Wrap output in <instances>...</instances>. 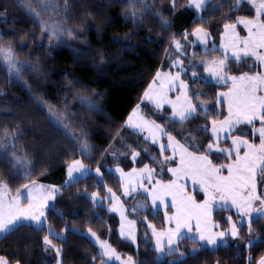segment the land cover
Wrapping results in <instances>:
<instances>
[{
    "label": "trees",
    "instance_id": "obj_1",
    "mask_svg": "<svg viewBox=\"0 0 264 264\" xmlns=\"http://www.w3.org/2000/svg\"><path fill=\"white\" fill-rule=\"evenodd\" d=\"M152 2L153 9L170 19L169 30L152 14H146L137 22L125 19L124 0H73L72 13L66 19L65 41L47 43V33L24 14L15 0H0V46H13L18 57L31 59L36 70L29 67L20 70L19 79L25 85L18 80L10 81L6 60L0 57V181L8 185L11 194L33 180L60 186L54 207L48 209L46 225L37 228L24 223L0 237V256L6 257L10 264H54L55 251H52L53 258L47 257L45 236L61 251V264H102L103 257L94 259L99 255L98 247L77 231L87 228L107 239L120 253L133 258L134 264H250V258L256 264L264 254V218H259L252 223L251 232L247 224L239 227V242L216 248L207 246L193 257L191 247L199 249L201 244L186 240V245H180L185 254L183 258L158 260L150 240L146 242L141 238L136 246L123 239L118 232V216L88 198L87 194L93 191L104 197L106 186L121 193V182L110 168L118 166L128 171L141 168L148 161L144 154L133 159L137 150L135 141L142 145L147 142L129 131L124 123L158 69L171 68L172 62L180 56L171 45L172 38H179L185 53L191 57L207 54L198 44L191 43L192 30L206 29L210 43L219 44L224 24L235 22L245 8L243 3L233 10L235 4L228 0L220 9L197 17L184 0ZM246 59L242 62L228 59L225 72L234 75L250 70L244 67ZM182 77L193 101L210 102V111L197 112L193 119L185 121L200 153L208 154L207 145L215 142L211 138L212 121L219 120L225 113L224 103L217 104L219 91H225L227 84L206 80L201 67L184 70ZM30 93L44 105L39 106ZM75 95L90 96L101 111L85 108ZM44 106L62 121L71 119L76 122L75 127L83 128L86 140L92 145L89 158L48 118ZM168 113V109L161 110L158 121L165 128L171 125L173 129L169 134L179 141L175 131L181 124L173 123ZM204 127L207 132L200 131ZM2 135L6 136L5 141ZM3 147L8 150L6 157L1 155ZM10 150L30 162L26 168L31 171V179L14 168ZM153 151L160 163V171L155 175L169 179L168 169L174 160L165 162L157 148ZM76 159L98 168L104 184L93 173L65 184L67 166ZM216 218L221 228L227 227L223 216ZM141 225L139 223L140 228ZM50 228L56 234H52ZM250 236L256 243L249 244ZM175 254L177 252L172 255Z\"/></svg>",
    "mask_w": 264,
    "mask_h": 264
},
{
    "label": "snow or ice",
    "instance_id": "obj_2",
    "mask_svg": "<svg viewBox=\"0 0 264 264\" xmlns=\"http://www.w3.org/2000/svg\"><path fill=\"white\" fill-rule=\"evenodd\" d=\"M241 2H247L255 8V17L253 19L238 18L235 23H225L224 32L225 35H230L229 46L233 49L232 56L236 62H242L244 58H255L256 61L264 64V0H236V6L233 10L238 8ZM43 10L47 11L51 6L50 0H42ZM206 4V0H189V7H194L199 10ZM175 6V4H174ZM29 12L35 16H39V12L29 8ZM166 23V22H165ZM237 25H243L247 29L248 35L246 37H240L236 32ZM47 30V29H46ZM203 29H197L193 35L200 37V33ZM208 34L204 33L206 37ZM204 40L201 39V43ZM179 43L177 42V49L179 50ZM212 50H215L214 48ZM12 50L0 48V55L9 63L10 67H15L12 61ZM227 59V57L225 58ZM180 61H176L179 64ZM175 66V65H174ZM183 70V69H182ZM225 61L220 60L218 64L214 61L212 66L206 68V71L216 78L217 82H227L228 79L232 81L231 90L227 93H219V97H223L224 102L228 105V116L224 120L217 124L216 121H212L211 135L217 140L220 139L221 133H228L229 135L240 124L252 125L253 134H258L259 144L249 142L248 139L242 138V136H234L232 139V148L223 149L215 147L214 144L209 143L207 145V153L210 154L213 150L224 153L227 157L234 159L231 163L221 164L216 166L208 158V154L196 155L194 152L188 151V148L184 144L175 139L174 136L165 132L163 128L155 124L154 121L140 120L133 123V119L130 117L127 126L134 129H139L143 132L145 125H150L149 132L151 135L152 143L156 144L157 137L153 133V129L161 136H166L168 143L161 144V153L171 148L175 154L177 151L180 154L179 167L169 168L168 171L176 178L170 181L168 184H161L157 181V188L149 192L145 189V192H149L152 196L153 204L156 201H160L166 208L169 205L165 202V197H171V207L175 209V214L172 216L166 215V220L169 223L175 222V228H169L167 232L155 231L152 225L148 227L153 229V235L156 236L155 250L160 252L163 256L164 248L167 247L168 255H172L178 250L179 244L185 239H190L193 243L203 242L199 249H193L191 256L195 257L201 250L207 249L208 245L215 246L217 244L216 235L223 237L225 235H231L238 237L239 230L236 223H231V229L229 233L219 232L214 234L211 231V227H219L218 224H213L211 227L208 225L210 219L211 205L219 198L222 202V208H228L229 206L236 209V214L239 218L241 227L245 222L251 232V225L259 218H264V198L256 195L257 176L264 177V75L256 74L249 75L243 73L240 76L225 77L222 75L226 71ZM193 80L196 79V73H192ZM160 78V73H157V79ZM167 78V77H166ZM171 81L179 80V74L170 78ZM155 84V81L153 82ZM163 88V81L161 83ZM172 87H176L174 83H170L169 90ZM179 88L182 91V98L177 97L176 101L168 100L166 95L161 97L160 101L156 102V107L159 109L162 103L170 104L173 108L172 120L173 123H180L193 119L194 113H196L197 107L207 112L203 105H193L188 97L187 90L188 85L182 81L179 84ZM151 90V86H150ZM145 97H149V92H145ZM221 100L217 99V104H220ZM179 105V107H178ZM54 116V114H51ZM136 113H133V117ZM255 121L260 122V127H255ZM55 122L59 125L60 120L57 117ZM67 129V125H63ZM202 132H207V127L200 129ZM67 134V133H66ZM149 137H145V140ZM190 147H193L196 151H200L198 145L185 138ZM88 145L85 143L81 151H86ZM241 148L244 149L241 154ZM138 153L133 154V159ZM174 157H167L165 162L172 160ZM17 164L20 163V158H16ZM14 167L16 164L13 165ZM83 165L79 160L73 161L68 167L69 181L66 183H72L76 181V177L73 176L74 172L82 173ZM224 170L227 171V175H223ZM97 169V173H99ZM120 171V169H117ZM147 171V168L142 169L141 172ZM83 174V173H82ZM131 175V174H130ZM26 179H31V171L25 173ZM190 178L193 184H198L200 191L203 192L206 197L202 203L196 201L195 196L189 195L185 191V185L179 183L182 179ZM148 179H151V172L148 173ZM58 189H45L43 185L33 182L31 187L28 184L23 185V190L18 192L15 197L10 196L9 187L7 184L0 182V234H10L20 226H24L25 221H34L38 226L42 224V218H44L43 208L46 206V202L52 198V194L57 192ZM128 189H125L127 194ZM111 194V189H109ZM95 196V194H93ZM114 197V194H111ZM27 200V207L22 206L21 200ZM259 201V206L253 205ZM230 202V205H229ZM115 210V209H113ZM256 214L255 216L253 214ZM229 222L232 221V217H228ZM193 221H195V236H189L187 233L192 232ZM181 229H187V233L182 232ZM92 233V236H95ZM167 237L165 240L164 238ZM98 239V238H97ZM44 243L52 248L55 245L48 236L44 237ZM256 243L250 241V244ZM100 249L98 259L106 257L104 264H111L113 260L121 261V264H132L131 257L128 260L122 261V258L116 255L115 250L111 248L105 241H99ZM57 256L60 254V250L56 249ZM158 257V259L162 258ZM0 264H10L9 260L0 256ZM250 264H253L250 258ZM258 264H264V257H261Z\"/></svg>",
    "mask_w": 264,
    "mask_h": 264
},
{
    "label": "rangeland",
    "instance_id": "obj_3",
    "mask_svg": "<svg viewBox=\"0 0 264 264\" xmlns=\"http://www.w3.org/2000/svg\"><path fill=\"white\" fill-rule=\"evenodd\" d=\"M214 1L215 0H206L205 6L199 10L195 9L194 7H190V8L194 10L196 16L200 17V16L204 15V12L206 10H216L217 8H219L220 6H222L224 4V0H218L220 2V3L218 2L219 3L218 7L213 8ZM243 3L244 2H241L239 4V6H241ZM245 3L248 4V6L251 8V11H253L254 13L252 16L241 15V16H238V18L253 19L255 17V8H253L252 5H250L249 3H247V2H245ZM233 4H236V0H233ZM186 5L189 7V0H186ZM129 12H130V15H132V13H134V12L138 13L139 8L138 7H134V8L131 7ZM149 12L150 13L155 12L153 10L152 6L149 7ZM245 12H247V11H245ZM143 16L144 15H142V17ZM161 20L163 21V23H162L163 27L168 29L169 22H167V20L163 17H161ZM197 29H201V28H195L193 33L196 32ZM241 29H242V31H241ZM236 32L239 34L240 37H246L248 35L247 29H245L243 25H237ZM204 33H207V32H205L203 30V32L200 33L199 38L196 35H194L195 41L201 46V48L203 50H211L214 47H216L217 44H214V43L208 44L209 34L207 33L208 35L205 37ZM230 35L231 34L226 36L225 32L223 31L222 36H221L220 49L223 50L225 57H228V55L233 51V49L229 46ZM201 39L204 40L203 43H201ZM53 42H59V41H53ZM261 51L264 52V50H261ZM0 57L4 58L2 55H0ZM231 57H233L232 53H231ZM244 59H246V58H244ZM5 62L7 65H9V63L7 61H5ZM253 62H257L259 68L256 69L253 67L250 70H244L240 73L234 74L233 76L238 77L243 73H248L249 75H256V74L264 75V64H261L260 62L256 61L255 58H251V57L247 58V60L245 61L244 67L248 68L249 63H253ZM174 67H178V64H175ZM164 70H166V69H164ZM158 73H160V78L157 79V75H156L146 90V92H149L150 98H146L145 93H144L140 103L134 107V109L129 113V115L126 119V122H125L126 127L128 129L133 130L134 132L138 133L139 129H134L132 127L127 126L130 117L133 119V123H136L140 120H143V121H154L155 124H157V122H156L157 119L155 118V117H157V115L154 114V112H156V113L161 112L162 108H169V110H170L169 116H170V118H172L173 108L170 104L162 103V106L158 109L156 107V102L160 101L161 97L165 96V95H166L167 99L171 100V101H176L177 97L182 98V96H183L182 91L179 88V84L181 81L183 83H185V81L182 80L180 73L176 72L175 70H173V71L169 70L168 72H158ZM172 74H173V77H175V76H177V74H179V80L174 81L173 83L176 85V87H172L171 90H169V87H170L169 75L171 76ZM206 76H208L211 79H215V77L211 76L209 73ZM154 81H155V84H153ZM162 81H163V88L161 87ZM226 83L228 84L227 92H229L231 90V87H232V81L229 80ZM150 86H151V90H150ZM187 94H188V90H187ZM188 97L190 98L191 103L193 105L198 106V101H195V104H194L191 96L188 95ZM219 99L225 105V113L221 116V118L219 120L216 121L217 124H219L220 121L224 120L228 116V105L226 102H224L225 98L219 97ZM145 105H146V107L151 108V110H152L151 115H145L142 112V110H144ZM178 107H179V105H178ZM198 109H201V108L197 107L196 113L198 112ZM134 112L136 113L135 117H133ZM196 113H194V115ZM254 123H255L256 128H259L261 126L259 121H255ZM149 127H150V125H145L144 131L140 132V134L143 135L144 138L149 137V139H147V141H149L153 146L157 147L161 152L160 145L161 144L166 145L168 143L167 137L161 136L158 132L155 131V129H153L152 131L155 134V136L157 137V141H158L156 144H153L152 139H151V135L149 132ZM185 129H187V127ZM250 129L252 131V133H250L251 136L257 137L258 140L254 141L251 139V140H249V142L250 143L254 142L258 145L259 144V137H258V134H255V135L253 134V126L252 125H246V124H240L237 126V128L230 135L228 133H221L219 140H217L215 137H212V135H211V138H213L215 140L214 149H215V147H219V148H223V149L232 148L233 137L234 136H242V138H245L243 135H245L246 131H248ZM164 131L171 133L169 131V129H164ZM187 134L188 133L186 132V135ZM1 137H2L1 139L3 141L6 140V136L2 135ZM245 139H247V138H245ZM226 141H227V143L225 144ZM179 142L184 144V145L186 144V142L184 140H181ZM167 150L170 152L169 157H174V159H173L174 164L170 168L179 167V160H180L179 152L177 151L174 154L171 148H168ZM11 151L12 150H10V152ZM188 151H190V150H188ZM243 151H244V149L241 148V154H243ZM12 152H13V155L10 156V161L12 160L13 162H11V163L13 165L16 164V166L14 168L19 170L20 173L25 174L27 172V168H26L27 164L29 165L30 162H28L26 159H24L23 157H21L19 155L17 156V154L15 155V153H14L15 151H12ZM212 152L214 153L213 156L209 155L210 157H208V158L216 166H219L221 164L231 163L232 160L234 159V154L232 157H227L224 153L217 152L215 150H213ZM51 154H53V152H51ZM200 154H202V153H200ZM1 155H2V157L8 156V150L4 148L3 151L1 152ZM87 156H88L87 158H89V155H87ZM161 156L163 158L168 157V155L165 154V151L163 153H161ZM16 158L21 159L20 163L17 164ZM76 160H79L83 165V169H82L83 174L81 172H74L73 173V176L76 177V180L80 179V178H82L88 174L93 173L99 177L100 183L104 184L103 180L101 179V171H99V173H97L98 168L97 169L92 168V166L90 164L84 162L81 159H76ZM76 160H74V161H76ZM72 163L73 162L68 164L67 170H68L69 165H71ZM145 168H147V171L142 173L141 170L145 169ZM117 169H120V171H117ZM110 170L114 172L116 177L121 182V193H119L118 190L116 191V190L111 189V188L106 186L107 189H106V193H105L104 197L102 195H99V193L97 191H93V192H90L87 194L88 198L91 199L94 204L104 205L108 210H110L111 212L115 213L118 216L119 221H120V225L118 227V232H119V235L123 239L132 242L136 246L138 245L139 241H141V238L143 240H145L146 242L150 240L151 241V247L153 249H155L157 238L155 235H153V229L148 227V225H152L155 228V231L157 233L162 232V231L167 232L169 228L174 229L175 228V222L169 223L166 220V215L167 216L174 215L175 209L170 206L171 205V197L170 196L165 197V202L169 205V207L166 208L163 204L160 203L159 200L156 201V204L154 205L153 200H152V196L149 195V192H151L153 189L158 187L157 181H159L161 184H168L170 181H172L176 178L172 175V173L170 171H169V173L171 174V176L169 175V179H165L163 177L159 178L158 176L155 175V173H156L155 167H153L148 161H146V163L141 168H139V169L137 168L136 172H127L118 166L112 167V168H110ZM149 172H151V179L150 180L148 179V173ZM134 173H136V174H134ZM227 174H228L227 171L224 170L223 175H227ZM256 179H257L256 195H259V196H261V198H264V177L257 176ZM67 181H69L68 171L66 172V178L64 180V183L69 184V183H66ZM0 182H2V181H0ZM33 182H36L37 184L43 185L45 189H52V188L58 189L57 192H54L52 194V198L46 202V206L42 209L44 212V218H42V224L41 225L38 226L34 221H25L24 222V223L32 224L33 226L39 228V227L46 225V218H47L46 216H47L48 209L51 207H54L55 201H56V195L60 191V186L58 184H52V183H47V182H42V181H37V180L29 181L26 184H28L31 187ZM179 183H182L185 185V191L189 195L195 196L196 201L198 203H202L203 200L206 198L204 196L203 192L200 191L199 185L193 184V182L190 178L182 179L181 181H179ZM126 188L128 189L127 194H125ZM109 189H111V194H114V197L109 193ZM145 189H148L149 192H145ZM22 190H23V187L18 192H21ZM18 192H16L15 194L10 193L9 198L15 197ZM93 194H95V196ZM104 199H106V202L104 201ZM21 204H22V206L27 207L28 201L22 199ZM221 204H222V202L219 201V198H217L211 205V213H210V219L208 220V225H209V227H211V225H213V224L219 225V227H211V231L214 234H218L219 232L229 233L230 229H231V223H236L237 228L239 230V227H241V225L239 222V218L236 214V209L232 208L230 206L228 208H222ZM229 205H230V202H229ZM253 206L258 207L259 201H257ZM113 209H115V210H113ZM217 210H219V211H218V215H216V216L217 217L223 216L224 221L227 222V225H226L227 227L221 228L220 222H219L220 220L217 219L215 216V213L217 212ZM253 215L255 216L256 214L254 213ZM228 217H232L231 222H229ZM139 223L142 224L141 225L142 228L139 227ZM245 224H247V222H245ZM262 224L264 225V220H263ZM194 225H195V221H193V228H192L191 233H187V229H181V231L187 233L189 236H195L196 230H195ZM49 231L52 234H56V232L51 228L49 229ZM77 231L86 235L98 247L99 253L102 251V249H100L99 241H105L108 245L111 246L112 249L115 250L116 255H118L122 258V261L126 262L128 260V258L130 257V256H126V255L120 253L119 251H117L110 244V242L107 239H104V238L98 236L90 228H87L84 230L77 229ZM92 233H95L96 235L92 236ZM2 235H4V234H0V237ZM57 235L62 236V233L61 234L57 233ZM240 237H241V235L239 233L237 238H240ZM164 239L166 240L167 237H165ZM186 240L191 241L190 239H185L183 242H181L179 244L178 250L175 251V252H177V254L169 256L167 254L168 249H167V247H165L163 256L160 252L157 251V259H158V257H161V256H162V258H160L158 260H163V259L169 258L170 261H176V260L183 258L185 256V254L181 251L180 245L181 246L186 245L187 244ZM216 240H217V244L215 246L208 245V247L216 248L219 245H225V244L230 245L233 242L236 243V237H233L230 234L225 235L223 237L216 235ZM254 240H255V238L250 236L248 242L250 243V241H254ZM201 243H203V242H201ZM52 244L55 245L53 242H52ZM45 247H46L47 257L53 258L54 255H53L52 251H55V256H54L55 262H54V264H61V251H60L59 256H57V253H56V249H58V247L55 245V248H52L46 244H45ZM193 249H198V248L193 246V247H191L190 252H192ZM261 257H264V254ZM106 259H107L106 257H103L102 264H104V261ZM259 260H260V258L258 259V261ZM131 261H132V264H134L133 258H131ZM258 261L256 264H258ZM111 263L121 264V261L113 260Z\"/></svg>",
    "mask_w": 264,
    "mask_h": 264
},
{
    "label": "flooded vegetation",
    "instance_id": "obj_4",
    "mask_svg": "<svg viewBox=\"0 0 264 264\" xmlns=\"http://www.w3.org/2000/svg\"><path fill=\"white\" fill-rule=\"evenodd\" d=\"M17 3L20 5L22 11L24 14L30 18L32 21H35L39 27L42 28L43 32L47 33L48 35V41H59L61 42L63 38L66 36L68 32V28H66V19L69 17L72 13V10L70 8L71 3L73 0H50L51 6L48 8L47 11L43 10V3L42 0H16ZM125 5L123 8V16L125 19L131 18L133 22H137L142 18V15L146 14H155L158 18V20L163 23L161 20L162 15L160 13H157L154 9V13L149 12V7H151L152 0H124ZM131 7H138L139 12L132 13L130 15V8ZM29 8L36 10L39 12V16H35L33 13L29 12ZM153 8V7H152ZM164 18V17H163ZM163 25V24H162ZM47 29V30H46ZM64 41V40H63ZM0 48H3L5 50L11 49V55H12V61L11 63L15 65V67H10L9 65L6 67L11 81L12 80H18L21 83L25 85L22 79H19L20 70L25 67L32 68L33 71L35 70V66L32 65L31 59H20L18 57V54L15 53L13 50V47L10 46H2ZM2 58V57H1ZM214 58L208 57L206 59H203L202 66L207 67L210 62H212ZM249 61V60H248ZM187 65H189L186 62ZM255 63H249L248 68ZM76 100L82 104L87 109H99L97 108L94 103H92L91 97L88 95H75ZM52 122H54L59 128L63 130V132L67 133L66 135L68 138L78 147L82 148V146L87 142L85 140V131L82 127H75V121L69 119L67 122L64 120L62 121L60 118V124L58 125L55 120L58 117L56 113H52ZM63 125H67V129L63 127ZM4 149V147H3ZM89 150V147L86 151ZM3 151V150H2ZM21 160V159H20ZM13 162V161H12Z\"/></svg>",
    "mask_w": 264,
    "mask_h": 264
},
{
    "label": "crops",
    "instance_id": "obj_5",
    "mask_svg": "<svg viewBox=\"0 0 264 264\" xmlns=\"http://www.w3.org/2000/svg\"><path fill=\"white\" fill-rule=\"evenodd\" d=\"M215 4V6L213 5V8H215V7H217L218 5H217V2H215L214 3ZM207 30L205 29V32H206ZM223 31H224V29L222 30V32H221V35H220V38H221V36H222V33H223ZM242 31V30H241ZM191 43L192 44H198L196 41H195V38H194V35H193V32H192V40H191ZM210 43V36H209V40H208V44ZM220 44H221V40H220ZM205 52H207L208 54H206L205 56H203V57H200V59L198 58V59H196L195 61H194V64H195V62H196V64L195 65H197V66H201V65H203L202 64V62L201 61H203V59H206V58H208V57H213L214 59L212 60V62H210L209 63V65L207 66V67H209V66H212V64H213V62L215 61L216 62V64H218L219 63V61L220 60H227L228 58H230V55H231V53L228 55V57H227V59H225L226 57H225V54H224V52H223V50H221V49H218V51H205ZM210 52V53H209ZM175 62H174V64H173V67H172V69H167V70H160V71H158V72H168L169 70H175L176 72H178V73H180V75H181V73H182V71L184 70V67L186 66L184 63H183V59H181V58H177V59H175L174 60ZM176 61H181L179 64H178V67H174V65L176 64ZM183 69V70H182ZM205 71H206V69H205ZM157 72V73H158ZM206 73H208L207 71H206ZM157 75V74H156ZM155 75V76H156ZM171 77H173V74L170 76L169 75V79L171 78ZM155 78V77H154ZM210 80H213V79H211V78H209ZM216 79V78H215ZM183 80V79H182ZM170 81V83H173V81H171V80H169ZM151 84V83H150ZM186 128V127H185ZM185 128H181L180 130H179V132L182 134V135H184V138H187V136L189 135V133H188V129H185ZM188 128V127H187ZM131 130V129H130ZM132 132H134L133 130H131ZM250 131V130H249ZM247 132L246 131V133H245V135H243L245 138H247L248 140H251L250 138H249V134H250V132H252V131H250V132ZM186 132L188 133L187 135H186ZM134 133H136V134H140V131L138 130V133L137 132H134ZM185 147H187L188 148V150H190V152H194V153H196L197 155H202V154H200V152H197V151H194L193 149H191L190 147H188V146H186L185 145ZM199 153V154H198ZM168 155V154H167ZM204 155V154H203ZM163 160H166L165 158H163ZM154 163V165H153V167H155V169H156V172H158V171H160V168H158L157 167V165H156V163L155 162H153ZM139 169V168H138ZM136 170H137V168H135V169H132V170H128L127 172H136ZM134 174H136V173H134Z\"/></svg>",
    "mask_w": 264,
    "mask_h": 264
},
{
    "label": "water",
    "instance_id": "obj_6",
    "mask_svg": "<svg viewBox=\"0 0 264 264\" xmlns=\"http://www.w3.org/2000/svg\"><path fill=\"white\" fill-rule=\"evenodd\" d=\"M178 51H179V53H181V54L183 53L182 48H179ZM34 99H35V100L39 103V105L41 106V104H42L41 101L38 100V98H34Z\"/></svg>",
    "mask_w": 264,
    "mask_h": 264
},
{
    "label": "bare ground",
    "instance_id": "obj_7",
    "mask_svg": "<svg viewBox=\"0 0 264 264\" xmlns=\"http://www.w3.org/2000/svg\"><path fill=\"white\" fill-rule=\"evenodd\" d=\"M67 28V27H66Z\"/></svg>",
    "mask_w": 264,
    "mask_h": 264
}]
</instances>
